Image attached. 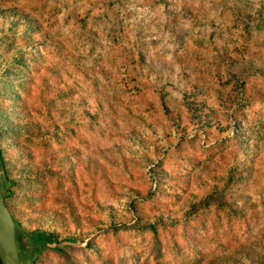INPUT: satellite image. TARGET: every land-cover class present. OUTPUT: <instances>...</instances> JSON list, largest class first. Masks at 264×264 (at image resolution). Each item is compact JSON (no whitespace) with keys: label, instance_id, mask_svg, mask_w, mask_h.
<instances>
[{"label":"rangeland","instance_id":"obj_1","mask_svg":"<svg viewBox=\"0 0 264 264\" xmlns=\"http://www.w3.org/2000/svg\"><path fill=\"white\" fill-rule=\"evenodd\" d=\"M0 144L33 264H264V0H0Z\"/></svg>","mask_w":264,"mask_h":264},{"label":"trees","instance_id":"obj_2","mask_svg":"<svg viewBox=\"0 0 264 264\" xmlns=\"http://www.w3.org/2000/svg\"><path fill=\"white\" fill-rule=\"evenodd\" d=\"M11 15L14 16L15 13H11ZM7 151H8L7 148H4L0 144V164L3 170V174H2L3 185H4V189L6 190L5 201H6L7 196H9V194L11 193L10 186L12 185V179L7 176V172L5 169L6 167L5 156H6ZM7 205L9 207L8 203ZM10 211L15 220L16 234H17L19 250H20V257L23 262H27L30 259L31 264H33L36 256L39 253H41L43 248L49 245L55 244L56 245L55 248L60 250L62 249V246H61L62 243L65 241L64 239L73 240V238H61L59 234L53 230V228L45 226L44 220H36L37 226H35V228L33 229H29L26 226H24L21 223V221H19V219L15 217L11 209ZM51 217L53 216H50L49 218L50 221L53 220V218ZM0 264H2L1 259H0Z\"/></svg>","mask_w":264,"mask_h":264},{"label":"water","instance_id":"obj_3","mask_svg":"<svg viewBox=\"0 0 264 264\" xmlns=\"http://www.w3.org/2000/svg\"><path fill=\"white\" fill-rule=\"evenodd\" d=\"M2 174L3 170L0 164V259L2 264H31L30 259L23 262L20 257L16 224L5 201L6 190Z\"/></svg>","mask_w":264,"mask_h":264}]
</instances>
